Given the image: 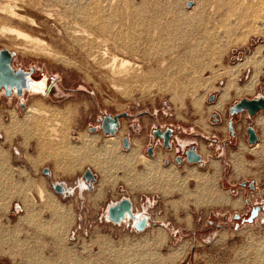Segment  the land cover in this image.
Wrapping results in <instances>:
<instances>
[{
  "label": "rangeland",
  "instance_id": "obj_1",
  "mask_svg": "<svg viewBox=\"0 0 264 264\" xmlns=\"http://www.w3.org/2000/svg\"><path fill=\"white\" fill-rule=\"evenodd\" d=\"M14 1H12L13 6H16L18 12L25 19L23 18L21 21L0 15V48L14 53L11 61L13 67H21L25 70L31 67L43 71L41 73L47 78V88L49 86L52 88L48 94L24 91L20 99L23 106L19 105L14 94L7 97L0 91V259L11 261L14 264H35V262L44 261V259L59 261L63 258L70 262H74V260L82 262L83 259L96 262L100 256L105 259L110 258L108 253H100L101 251L123 250L124 255L127 254V260L123 261L124 264H264V210L258 213L252 223L240 224L236 229L233 228L231 219L234 212L239 215L245 214L253 203L263 202L264 204V135L256 126L257 119L264 117V112H257L252 117H248L245 111L235 115L231 119L234 132L232 138H229L226 129L228 106L242 97L264 96V30L259 29L256 33L251 32L244 42L233 40V38L228 41L223 37L217 41V45H215L217 48L214 46L210 52L205 49L208 53L203 49L201 60L205 57V60L202 61L205 67L200 72L201 75L198 76H201L200 78L205 82L201 81V85L199 82V85L195 86L197 88L190 92V90L192 91L190 86L182 83L188 81L186 77L191 75L189 66H185V63L180 60L184 54L182 51L185 52L188 47L196 44L203 48L206 41L203 40V34L206 31H211L213 27V32L216 29L217 32L221 31H218L219 26H213L210 14L207 12L199 16L201 22L199 18H196L198 20L192 19L197 14V11L192 9L197 0H102L101 6L105 4L103 8L106 9L108 18L112 20L109 21L111 24H109L108 36H99L89 27H85L80 16L69 10L71 5H76L78 2L88 8L87 4L91 2L90 0ZM7 2V0H0V5L4 6ZM73 2L75 4H72ZM89 12L91 13L93 10L89 9ZM136 13L138 16L141 13L139 18H136ZM189 13L191 16L188 15ZM142 14L143 16H141ZM184 14L189 17H187V22L181 20L182 27L180 26L179 30V34L182 33L181 37L179 36L181 39L177 36L178 41L175 39L174 43L167 44V40L164 39L166 35L162 31L181 17H185ZM112 16H114V20ZM147 16H154L156 20L153 19L151 23L149 22L150 17ZM28 18L32 19L33 23H30ZM138 19L139 23L143 20L140 26L139 24L136 26ZM146 20L151 26L146 23ZM207 20L212 22H207ZM157 21L160 22L157 23ZM205 22H207L206 26ZM143 23L145 24L143 25ZM165 25L166 27H163ZM3 28L19 30L30 38L41 41L44 44L43 49L48 50L42 54L33 51V45L30 42L3 32ZM80 30L86 31V34L93 39L101 41L100 50L107 49L111 55L117 57L118 64L122 59H125L124 61L131 64L141 65L140 71L149 73L150 70L162 71L163 69L167 76L155 77L152 76V73H144V75L137 73L136 77L141 78V81L117 75L115 78L105 70L92 65L85 57L80 49V44L87 39L78 38L82 35ZM71 31H78L79 33H76L79 36L74 37L72 34L75 32ZM153 38L156 42L165 41L164 46L166 43L167 46L174 47L172 48L174 50L161 56L162 54L155 52L156 46L153 48L155 43ZM124 39L127 42L130 41L131 48L137 51L132 52L124 48L126 43ZM258 48H260V52L255 56L257 61L241 70L235 80L236 86L241 88L252 78V71L258 70L257 84L253 93L237 95L235 89L231 88L229 89V98L225 101L222 109L209 110L215 105L228 81L226 73L221 75L220 72L225 71L226 68L230 69L238 64H243L245 58L252 56L251 54ZM162 59H166V64L164 63L163 67H160L159 62ZM174 64L179 65L177 69ZM222 68L224 69L222 70ZM212 73L215 76L211 75ZM192 75L191 77H193ZM143 76L145 80H143ZM188 82L192 83L193 81ZM210 95L213 96L212 101H208ZM195 97L201 100V105L198 108L194 105ZM37 102L46 105L48 110L52 108L51 112L49 111L51 116L47 119L48 122L45 121L47 122L45 125L54 124L53 120L58 118L60 123L58 120L56 122L60 124L59 131L64 132L65 129L69 134L71 132V141L75 145L78 144L79 134L95 136L97 137L96 142L100 144L107 136L99 130L93 132L89 130V127L96 124V118L101 114L111 115L126 112L127 116L119 117V131L114 135L122 136L125 132L128 133L129 147L122 148L121 141L119 145L123 154H129L131 149L136 148L135 145L137 146L136 142H138V153L135 154L137 156L132 157L135 159L134 161L138 158L139 153L150 160H155L158 154H161L162 166L179 170L181 176L185 175L186 169L191 168L201 174L213 175L211 161L218 162L219 171L214 175L216 189L226 191L231 198L241 197L243 200L241 208L230 210L227 207L196 206L191 200L184 202L179 194L182 187V183L179 182L178 184L166 182L168 185L164 183L162 189L157 191H153L151 187V189L149 187L139 188L138 182L134 181L136 179L134 174L128 173L132 171V173H137L143 169V165L139 163L138 159L136 162H132V158L131 161L129 160L131 163H135L134 165L129 163L130 170L134 167L132 171L127 167L128 171L125 168L122 171H120L121 168H118L119 170L108 169L106 174L109 173V177L102 172L103 176L88 163L81 167H79L80 164L74 165L66 160L60 166L53 164L54 157L52 155L54 153L51 154V150L47 148L42 150L43 148L37 144V136L24 121L27 117L26 108L37 104ZM54 110L58 112L56 113ZM66 111L67 114H65ZM71 111L74 114H71ZM212 114H215L216 121H213ZM54 115L57 117L55 118ZM13 116L19 125L17 123L12 125ZM64 116L65 118L71 116V118L65 119ZM64 120L66 121L64 122ZM62 122L65 124L63 125ZM249 122L253 124L258 137L255 144H249L246 139L244 128ZM130 123L136 124L137 131L131 128ZM156 124L170 125L178 130L177 138L181 142L194 139L198 144V150L200 145H204L208 152L202 156L203 165L183 163L176 166L170 160L172 150L164 152L160 145H156L154 148V156L148 157L144 148L149 142L150 127ZM202 125L206 127L205 131L202 130ZM19 126L22 127L21 130L18 129ZM65 126L71 129L69 130ZM26 129H30V132L33 133L32 137H30V133H27L29 130ZM191 132L207 137L213 136L219 141L223 139L225 142L223 149L216 153V149L210 147L205 139L198 135L191 136ZM27 134L30 136L28 137ZM33 135L36 137L35 139ZM240 143L245 146L243 151L238 149ZM258 144L259 146L253 149ZM40 152H45V154L42 153V156ZM37 156H40V161H37ZM164 157L168 158L167 163L163 162ZM232 161L237 163H232ZM55 166L56 168H54ZM44 168L48 170L47 174L42 173ZM85 169H88L94 176V180L88 181L90 188L86 187L82 178ZM235 169L238 171L236 172ZM239 169L242 171L240 172ZM102 176L105 178L103 179ZM251 180L257 186L255 190L242 188L238 184L241 181L249 182ZM56 182L63 184L70 191L55 192L50 184ZM187 184L190 190H193V180L189 179L186 181ZM40 186L44 194V203L39 201L37 195V187ZM167 187L172 188L167 189ZM168 193L169 196L166 197ZM32 197L34 204H32ZM121 197H127L131 201L133 212L146 213L148 222L143 230H133L130 221L115 224L104 218L105 207ZM59 207L62 208H60L61 212ZM31 210L34 211L33 222L28 219V213ZM52 217L55 221H57L56 218H59L60 222L55 225L51 220ZM208 220H213L215 224L211 227L208 226ZM52 229L55 231L61 229L66 234L60 239L49 236L48 232ZM249 243L254 245L251 246L252 252H246ZM182 245L188 247L184 257L182 253L178 252Z\"/></svg>",
  "mask_w": 264,
  "mask_h": 264
},
{
  "label": "bare ground",
  "instance_id": "obj_2",
  "mask_svg": "<svg viewBox=\"0 0 264 264\" xmlns=\"http://www.w3.org/2000/svg\"><path fill=\"white\" fill-rule=\"evenodd\" d=\"M8 2L5 3L6 5H0V15H3V16H6L8 18H12V19H15V20H21L24 18L20 12H18V10L16 9V6H13L14 4H12L13 2H15L14 0H7ZM13 1V2H12ZM65 1V0H64ZM85 1V0H84ZM91 2L88 5V8L87 6H83L82 4H80L79 2L76 4V5H71V7H69V10H71L73 13H77L79 16H80V19L81 21L84 23L85 27H89L93 32L97 33L99 36H108V33L110 32V25L111 24L109 21H112L110 18H108V14L105 12L106 9L103 8V6H101L102 4V0H90ZM106 1V0H104ZM103 1V3H104ZM88 2V1H87ZM113 2V1H112ZM36 3V2H35ZM68 4V5H69ZM72 4H75V2H73ZM111 4V3H110ZM67 5V6H68ZM69 5V6H70ZM211 5V6H210ZM110 6V5H109ZM210 6V7H209ZM67 8V7H66ZM89 9H92L93 12H89ZM138 9V8H137ZM136 9V10H137ZM193 11H197V14H195L196 16L192 17V19H196V18H199V20L201 19L199 16H202V14L204 13H209L210 14V19L213 21V26H219L220 28L218 29L221 30L219 32H217V29H216V33L213 32L212 30L214 29V27L212 28L211 31H206L203 36H204V41H205V46L203 45V48L194 45V46H190L186 49L185 52L182 51L183 56L182 58L179 56V58H181L180 60L183 61V63H185V66H189V69H191V75L193 77H191V75L187 76L186 79L188 81H193L192 83H189L188 81L186 82H182V83H185L186 86H190L189 88L192 89V91L190 90V92H193L195 90V86L199 85V82H200V85H201V81L203 83V79L200 78L198 75H201V71L203 70V67H205V64L203 62L202 64V61H204L205 57L202 59V50L206 49L208 50V52H210L211 50H213V47L215 45H217V41L220 39H223L226 38L228 39H231L233 38V40H237V41H242L244 42L246 40V37L248 36V34H251L252 33H256L258 32L259 29H263L264 30V0H197L194 7L192 8ZM208 9V10H206ZM135 10V9H134ZM139 10V9H138ZM111 11V10H110ZM141 11V10H140ZM136 12V11H135ZM119 13V12H118ZM143 13V12H142ZM107 14V15H106ZM133 14V13H132ZM140 14L139 13V16L137 15L136 13V18H139L140 17ZM191 13H189L188 15H190ZM116 15V14H115ZM135 15V13H134ZM145 15V14H144ZM154 15V14H153ZM182 15V14H181ZM187 15V14H186ZM184 14L185 17H181V19H178L177 22H174L173 24L171 25H168L167 28H165L164 31H162L166 36L164 39H166L167 41V44H170V43H174L176 37L179 38V36L181 37L182 33L179 34V30H180V24H181V20H183L182 22H187V17L189 16H186ZM133 16V15H132ZM143 16V14L141 15ZM191 16V15H190ZM193 16V15H192ZM114 16H112L113 18ZM134 17V16H133ZM148 17V16H147ZM150 17V18H149ZM148 18L150 19L149 22L156 20V15L155 17L154 16H149ZM162 17V16H161ZM119 18V17H117ZM143 18V17H142ZM180 18V17H179ZM25 19V18H24ZM208 19V18H207ZM30 23H33L32 19L29 20V18L27 19ZM114 20V18H113ZM162 20V19H161ZM190 20V19H189ZM198 20V19H196ZM195 20V22H197ZM115 21H116V18H115ZM137 21V20H136ZM139 19H138V23L136 24V26L141 23H139ZM147 24L148 23V20H146ZM194 21V20H193ZM212 21H208L207 22H212ZM114 22V21H113ZM134 22V21H133ZM156 22V21H155ZM160 22V21H159ZM157 21V23H159ZM201 22V20H200ZM207 22H205V26L207 25ZM152 23V22H151ZM170 23V22H169ZM199 23V22H198ZM114 24V23H113ZM134 24V23H133ZM145 23H143L144 25ZM154 24V23H153ZM32 25V24H31ZM150 25V24H149ZM148 25V26H149ZM157 25V24H156ZM159 25V24H158ZM157 25V26H158ZM183 25V24H182ZM151 26V25H150ZM154 26V25H152ZM211 26V25H210ZM144 27V26H143ZM163 27H166L163 26ZM182 27V26H181ZM78 28V27H77ZM152 28V27H151ZM156 28V27H155ZM209 28V27H208ZM218 28V27H217ZM207 29V28H206ZM75 30V29H74ZM78 30V29H76ZM145 30V29H144ZM155 30V29H154ZM163 30V29H161ZM208 30V29H207ZM262 30V31H263ZM3 32H6V33H9L11 35H14L17 39H20V40H23L25 42H30L33 47H32V50L33 51H37L38 53H44L45 50H48V49H43L44 47V44L37 40V39H32L30 38L28 35L22 33L21 31L19 30H16V29H12V28H3L2 29ZM82 35L79 36V32L78 31H71L73 32L74 34H72L74 37H78V38H85L89 41H85L84 43H81L80 44V49L82 50L83 54L85 55V57L90 61V63L95 66H97L98 68L100 69H103L105 70V72L107 73H110V75H113L115 76L116 78V75L119 77V76H125V77H128V79H130L129 77H131L132 79L135 78L136 81L140 80L141 78H137L136 75L137 73H152L153 75L152 76H155V77H166L167 74H166V71L163 70L162 68V71H157V70H150L149 73L146 72V71H140V69L142 68L141 65H136V64H131L130 62L128 61H124L122 59V61H120V63L118 64V59L116 56H114L113 54L111 55L107 49H104L103 51L100 50L99 48V45L101 44V41H99L98 39H93L92 37H90L89 35L86 34V31L84 30H80ZM147 31V30H146ZM261 31V32H262ZM1 32V33H3ZM78 32V33H76ZM92 32V33H93ZM159 32V31H158ZM157 32V33H158ZM182 32V31H180ZM143 33V32H142ZM150 33V32H149ZM148 33V34H149ZM154 33V32H153ZM184 33V32H183ZM5 34V33H4ZM128 34V32H127ZM125 34V35H127ZM155 34V33H154ZM162 34V33H160ZM3 35V34H2ZM156 35V34H155ZM185 35V34H183ZM263 35V34H262ZM87 36V37H86ZM146 36V35H145ZM183 37V36H182ZM157 38V37H156ZM163 38V37H162ZM203 38V37H201ZM151 39V37H150ZM149 39V40H150ZM159 39V38H157ZM181 39V38H179ZM185 39V37H184ZM200 39V38H199ZM126 43H125V41ZM124 48H127L129 50H131L132 52L135 51V49L131 48V44L132 43H129L127 42L126 39H124ZM148 40V41H149ZM154 40V45H153V48L154 46H156V49L155 52H157L158 54H162L161 56L163 55H166V54H169V52H171L172 48L174 47H170V45H166L165 43V46H164V42L165 41H155V39L153 38ZM163 40V39H161ZM177 40V39H176ZM202 40V41H203ZM178 41V40H177ZM236 41V42H237ZM10 42V41H9ZM151 42V41H150ZM184 41L182 40V43ZM200 42V41H198ZM179 44L181 43L178 42ZM196 43V42H195ZM201 43V42H200ZM238 43V42H237ZM240 43V42H239ZM122 44V42H121ZM149 44V43H148ZM152 44V42H151ZM177 44V43H176ZM175 44V45H176ZM179 44H178V48H179ZM184 44V43H183ZM182 44V45H183ZM199 44V43H198ZM235 44V43H234ZM123 45V44H122ZM23 46V45H22ZM25 46V45H24ZM102 46V45H101ZM181 46V45H180ZM197 46V47H196ZM183 48V46H181ZM216 47V46H215ZM21 49V47H19ZM123 48V47H122ZM217 48V47H216ZM223 48V47H222ZM95 49H98L95 51ZM27 50V49H26ZM176 50H177V47H176ZM205 50L206 53H208L207 51ZM127 51V50H126ZM137 51V50H136ZM135 51V52H136ZM131 52V53H132ZM175 52V51H173ZM181 52V51H180ZM260 52V48H258L253 54H251L252 56L250 57H247L245 58V62L243 64H238L236 66H234L233 68H230V69H227L225 71H222L224 68H222V72L221 75H223L222 73H226L225 75H227V84L226 86L222 89V92L221 94L219 95V98L218 100H216V103L215 105L213 106V108H210L209 110L211 109H215V110H220L222 109L225 101L229 98V89H235V92L237 95H243V94H247V93H253L254 91V87L255 85L257 84V74H258V70H254L252 71L253 72V76L250 80H248L249 82H247L243 87L239 88L238 86H236V83H235V80H236V76L237 74L245 69V67H247V65L249 64H252L255 63L257 60H256V55H258ZM204 53V52H203ZM178 54V53H177ZM176 54V55H177ZM174 55V54H173ZM172 55V56H173ZM206 55V54H205ZM207 56V55H206ZM159 57V55H158ZM176 58H178L177 56H175ZM174 57V58H175ZM173 58V57H172ZM170 58V59H172ZM120 59V58H119ZM169 59V58H168ZM165 60L166 59H162L161 62H159L161 65L160 67H163L164 63H165ZM179 60V59H178ZM181 61V62H182ZM176 62V61H174ZM180 62V63H181ZM177 63V62H176ZM166 64V63H165ZM173 64V63H172ZM263 64V62H262ZM171 65V64H170ZM184 66V64H182ZM168 66V65H166ZM172 66V65H171ZM170 66V67H171ZM174 66L176 67L177 69V66L179 65H175ZM173 66V67H174ZM165 67V66H164ZM181 67V65H180ZM179 67V68H180ZM157 68V67H156ZM148 69V68H147ZM185 69V68H184ZM188 69V67H187ZM143 70V69H142ZM186 70V69H185ZM217 70V69H216ZM219 70V69H218ZM177 71V70H176ZM181 71V69H180ZM179 71V72H180ZM184 71V70H183ZM188 71V70H187ZM187 71H185L187 73ZM182 72V71H181ZM184 72V73H185ZM189 72V71H188ZM216 73H218L216 71ZM219 73V74H220ZM173 74V73H172ZM171 74V75H172ZM182 74V73H181ZM190 74V73H189ZM218 74V75H219ZM170 75V76H171ZM185 75V74H184ZM213 75V73L211 74ZM135 76V77H134ZM148 76V75H147ZM146 76V78H147ZM151 76V75H149ZM169 76V75H168ZM215 76V74L213 75ZM139 77V76H138ZM141 77V76H140ZM144 77V76H143ZM180 77V76H179ZM191 77V78H190ZM218 77V76H217ZM32 78V77H31ZM174 78V77H173ZM189 78V79H188ZM216 78V77H215ZM131 79V80H132ZM138 79V80H137ZM143 79V78H142ZM125 80V79H124ZM133 80V81H135ZM145 80V77L144 79ZM130 81V80H129ZM141 81V80H140ZM208 81V80H207ZM188 82V84H187ZM205 82V81H204ZM171 84V83H170ZM205 84V83H204ZM168 85V84H167ZM184 86V85H182ZM32 87H37L36 85H33L32 84ZM185 87V86H184ZM182 91V90H181ZM30 93V92H29ZM32 93V92H31ZM35 93V92H33ZM39 94V93H37ZM235 94V95H236ZM194 97V96H192ZM194 100V105L198 108L200 107L201 105V100H199L198 98L195 97ZM52 109V108H51ZM50 109V110H51ZM48 110V107L46 105H44L43 103H38L37 104H34V105H31V106H28L25 110V112L27 113V117L26 119H24L25 122H27V127L28 128H32L31 130L34 132V134L37 136V144L42 147L43 151H44V148H47L48 150H51V154H53L52 156L54 157L52 160L53 164L55 163V165H61V163L64 162V160L68 161V162H71V163H74V165L77 163L80 164L79 167H81L83 164H86L88 163V165L90 164L94 169H96L97 171L99 172H103L104 174H106V172H108L107 170L108 169H120V171H122V169H126L127 168L129 169V163H131L130 159L133 157V156H137L135 155L136 152H137V149H138V142H136L137 146L135 145L136 148L134 149H131V151L129 152V154H123L121 151H120V141H121V135L120 136H114L115 134H117V132L119 131V128L118 130L116 131V133H114L113 135H106L107 137L100 143L98 144L96 141H97V137L95 136H89L88 134H79V136L77 137L78 138V144L75 145L72 143L71 141V132L69 134L68 131H65L64 129V132L63 131H59V127H60V121L58 120V118L53 122H55L54 124L52 125H45V123L48 122V118L49 116H51V114H49V111ZM55 111V110H54ZM61 111V110H60ZM59 111V113H60ZM51 112V111H50ZM56 112V111H55ZM58 112V111H57ZM56 112V113H57ZM72 112V111H71ZM65 113V112H63ZM68 112L66 111L65 114H67ZM54 114V113H52ZM61 114V113H60ZM64 114V115H65ZM70 114V112H69ZM68 114V115H69ZM71 114H74L73 112ZM56 115H59V114H56ZM55 116V115H54ZM62 116V115H61ZM67 116V115H66ZM53 117V116H52ZM57 116H55L56 118ZM65 118V116H64ZM67 118H71V116L69 117H66L65 119ZM11 123L12 125L14 124H18V121L15 119V116L12 117L11 119ZM52 120V119H51ZM59 121L56 122V121ZM20 121V120H19ZM23 121V120H22ZM47 121V122H45ZM66 120H64L65 122ZM23 122V124L25 123ZM64 122L63 125L65 124ZM10 123V122H9ZM71 123V122H70ZM22 124V125H23ZM50 124V123H49ZM11 125V124H10ZM25 125V124H24ZM67 125V123H66ZM70 126V124H69ZM203 128L202 130L205 131L206 130V127L204 125H202ZM256 126L259 128V130L261 131V133L264 135V117H261V118H258L257 121H256ZM12 127V126H11ZM14 127V126H13ZM21 126H19L18 129H22V127L20 128ZM62 127V126H61ZM68 128V126H65ZM16 129V130H18ZM24 129V127H23ZM69 129V128H68ZM67 129V130H68ZM71 129V128H70ZM69 129V130H70ZM27 130V129H26ZM29 130V131H28ZM27 133H30L31 136L29 134H27V136L29 137H32V132H30V129H28ZM61 130V129H60ZM205 133V132H204ZM34 136V135H33ZM114 136V137H113ZM36 137L34 136V139ZM33 139V140H34ZM257 143V142H255ZM254 143V144H255ZM35 144V143H34ZM253 144V145H254ZM36 145V144H35ZM259 146L256 145L253 147V149H256L257 147ZM244 145L242 143L239 144V147L238 149L240 151H243L244 150ZM38 148V147H37ZM47 149H45L47 151ZM252 149V150H253ZM41 151V149H38ZM199 152L201 153L202 156H205L207 154V149L202 145L199 149ZM41 153V152H40ZM39 153V154H40ZM45 154V152H42ZM41 153V154H42ZM138 153V152H137ZM40 154V155H41ZM50 152H49V155H51ZM43 156V154H42ZM48 156V155H47ZM46 156V157H47ZM40 157V156H39ZM39 157L37 156L38 160L37 161H40L41 159H39ZM49 159H51L50 157H48ZM47 158V160L49 161V159ZM137 158V157H136ZM161 158H162V155L161 154H158V157H156L155 160H150L148 159L146 156H144L143 154H138V161L139 163H142L143 165V169L140 171V172H137V173H132L133 171V168L131 173L128 172L129 174H134L133 176H135L134 178V181H136L135 183L138 182L139 184V188H147V187H151L153 189V191H157L159 189H162V185L166 182H174V184H178L179 183H182V187L181 189L179 190V194H181V200H183L184 202H188V200H191L195 203L196 206H209V207H227L229 208L230 210H237V209H240L241 208V205L243 204L242 203V198L241 197H237V198H231L227 192L225 191H220V190H217L216 189V183H215V178H214V175L215 174H218V171H219V166H218V162H212L211 161V168H212V173L213 175H206V174H201L200 172H198L196 169H186V172H185V175L181 176L179 174V170H175L173 168H164L161 164ZM43 159V157H42ZM136 159V161H137ZM235 159V158H234ZM130 160V161H129ZM132 162H136L134 161L135 159L132 158ZM237 161V159H236ZM43 162V161H42ZM46 162V160H45ZM239 162V161H238ZM70 163V165H71ZM232 163H235V161ZM237 163V162H236ZM235 163V164H236ZM131 164H135V163H131ZM234 164V165H235ZM36 165V164H35ZM63 165V164H62ZM65 165H67L65 163ZM76 165V166H77ZM69 166V165H68ZM238 166V165H236ZM64 167V165L62 166ZM78 167V168H79ZM127 167V168H126ZM132 167V165H131ZM130 167V168H131ZM234 167V166H233ZM240 167V166H239ZM56 168V166L54 167ZM61 168V167H60ZM237 168V167H236ZM59 169V168H58ZM63 169V168H62ZM67 169V167H66ZM65 169V170H66ZM118 169V170H119ZM241 169V168H240ZM239 171L241 172L242 170ZM125 170V172H126ZM236 170V169H235ZM62 171V170H61ZM64 171V170H63ZM115 171V170H114ZM124 171V170H123ZM128 171V170H127ZM238 170H236L237 172ZM116 172V171H115ZM102 173V174H103ZM112 173V171H111ZM124 173V172H123ZM103 174V176H104ZM109 174V173H108ZM108 174H106V176H108ZM125 174V173H124ZM239 174V172H238ZM102 176V177H103ZM123 177V175H121ZM130 176V175H129ZM132 176V175H131ZM109 177V176H108ZM235 177V176H234ZM105 177H103L104 179ZM131 178V177H130ZM237 178V176H236ZM123 179V178H122ZM128 179V178H127ZM189 179H192L193 182H194V185H193V190H190L188 184L186 185V181H188ZM107 180V179H105ZM115 180V179H114ZM121 180V179H120ZM132 181V180H131ZM105 182V181H104ZM107 182V181H106ZM176 182V183H175ZM84 183V182H83ZM126 183V182H125ZM133 183V182H132ZM167 184V183H166ZM130 185V184H129ZM168 185V184H167ZM173 185V183H172ZM83 187V186H82ZM174 187V186H173ZM176 187V185H175ZM132 188V186H131ZM134 188V187H133ZM150 188V189H151ZM168 188H172V187H167ZM180 188V187H179ZM146 190V189H145ZM144 190V191H145ZM165 190V189H164ZM70 189H67L66 188V191L65 192H69ZM148 191V190H147ZM151 191V192H153ZM163 190H161V193ZM167 192V190H165ZM169 191V190H168ZM176 191V190H175ZM165 192V193H166ZM172 194V193H171ZM37 195H38V198H39V201L41 203H44V194H43V191H42V188L41 186L40 187H37ZM164 195V193H163ZM31 196V194H30ZM169 196V193L168 195H166V197ZM33 197H32V202H33ZM31 202V201H30ZM48 203V202H47ZM50 203V202H49ZM48 203V204H49ZM34 204V202L32 203ZM31 204V205H32ZM51 204V203H50ZM173 204V203H172ZM46 206V205H45ZM56 206V205H55ZM47 207V206H46ZM50 207V206H49ZM64 207V206H63ZM52 208H54L52 206ZM61 207H59L60 209ZM65 208V207H64ZM63 208V209H64ZM31 209V208H30ZM62 209V208H61ZM61 209L59 210L61 212ZM51 210V209H50ZM54 211V209H53ZM66 211V210H65ZM64 212V210H63ZM33 213L34 211L31 210L29 211L28 213V219L29 221L32 220V216H33ZM53 213V212H52ZM66 213V212H65ZM64 213V214H65ZM55 216V214H53ZM57 216V215H56ZM59 216V215H58ZM57 216V217H58ZM62 216V215H61ZM67 216V215H66ZM60 217V216H59ZM53 218V217H52ZM66 218V217H65ZM57 221L53 219L52 222L56 225V223L58 224L60 221H58L59 218H56ZM71 219V218H70ZM62 221V220H61ZM68 222V221H67ZM51 223V222H50ZM51 223V224H53ZM70 223V222H69ZM42 226V225H41ZM50 226V225H49ZM62 226V224H61ZM47 227V226H46ZM52 228V227H51ZM54 228V227H53ZM57 229V228H56ZM62 229V228H61ZM51 230L48 232V234H53L52 237H56L58 239H60L61 237H64V235L66 234L65 231L63 230ZM42 231V230H40ZM48 230L46 229V232ZM163 233V232H162ZM160 234V232H159ZM160 236V235H159ZM162 236V235H161ZM160 236V237H161ZM157 238V236H155ZM163 239V238H162ZM61 242V241H60ZM251 243L247 244L248 248L246 250V252H252V247L251 246H254V245H250ZM187 249L188 247L186 246H180V248L178 249V252L182 253L183 254V257L184 255L186 254L187 252ZM255 250V249H254ZM258 250V248H257ZM257 250H255V252H257ZM177 251V250H176ZM100 253H108L110 258H104L102 256L99 257V260H96V262L94 261H88V260H82V262H76L74 260V262H70L68 261L67 259L63 258L61 260H51V259H44V261H40V262H35V264H124V260H127V254L124 255V251L123 250H120V251H110V250H105V251H101ZM126 253V252H125ZM248 254V253H247ZM60 257V256H59ZM182 257V258H183ZM40 258V257H39ZM61 258V257H60ZM181 258V257H180ZM34 264V263H33Z\"/></svg>",
  "mask_w": 264,
  "mask_h": 264
},
{
  "label": "water",
  "instance_id": "obj_3",
  "mask_svg": "<svg viewBox=\"0 0 264 264\" xmlns=\"http://www.w3.org/2000/svg\"><path fill=\"white\" fill-rule=\"evenodd\" d=\"M189 5V4H187ZM14 53L8 51L5 48H0V91L4 96H10L14 94L20 106H23L20 101L22 94L24 91H30L35 93L44 94L46 93L47 88V78L45 75L38 80H34L31 78L30 70L26 71L21 67H13L11 64L12 57ZM36 85L37 87H32ZM213 96H208V101H212ZM242 111H245L248 117L254 116L257 112H264V96H257L254 98H245L242 97L239 100L233 102L227 108L228 115L238 114ZM127 115L126 112H122L121 114H114L112 116L106 115L103 117V121L101 123V128L104 135H113L118 130V116ZM213 120H216L215 114H212ZM227 130L230 134H233L231 120L227 121ZM245 133L247 136V142L249 144L257 141L258 137L254 130L253 124L249 123L245 128ZM121 147L127 148L128 142L126 137L121 138ZM43 174H47L48 170L44 168L42 170ZM82 178L86 184L87 188H90L89 180H94L93 174L85 169ZM239 186H247L249 189L253 188L254 182L251 180L248 183L246 181H241L238 183ZM50 186L57 193H64L66 188L61 183H51ZM264 210V204L254 205L250 208L248 216L240 219V215L234 212L231 215L232 220H239L240 223H252L253 220L257 217L260 211ZM105 215L104 218L111 223H120L130 221V226L135 231L143 230L148 222V217L144 212H133L131 201L127 197H121L115 202H110L105 207ZM238 227V223L233 225V228L236 229Z\"/></svg>",
  "mask_w": 264,
  "mask_h": 264
},
{
  "label": "flooded vegetation",
  "instance_id": "obj_4",
  "mask_svg": "<svg viewBox=\"0 0 264 264\" xmlns=\"http://www.w3.org/2000/svg\"><path fill=\"white\" fill-rule=\"evenodd\" d=\"M28 70H30L31 77L34 80L40 79L42 77V75H43L41 73L43 71L36 70V69L31 68V67L26 69V71H28ZM49 87L46 88V94H48L49 91H51L52 87H50V88ZM261 97H263V96H261ZM242 112H244V111H242ZM106 115H110V114H101V115H99L96 118V124L91 126V127H89V130L91 132L99 130V131H101L103 133L102 128H101V123L103 121V117L106 116ZM112 115H114V114H111L110 116H112ZM235 115H238V114H234V115H231V116L228 115V120H231ZM125 116H127V115H125ZM119 117L120 116L117 117V121H118L117 128H119V124H120ZM216 120H217V118H216ZM231 125H232V120H231ZM130 126H131V128L134 131H137L138 128H137L135 123H130ZM246 126H245V128H246ZM245 128H244V131H245ZM226 129H227V122H226ZM232 131H233V128H232ZM178 133H179V131L176 130L175 128L171 127L170 125H163L162 126V125L156 124V125L151 126L150 130H149V142L144 148L145 154L148 157H153L154 156V148L156 147V145H160L162 147V149L164 150V152L172 150V154H171L170 160L176 166H180L183 163H186L187 165L195 164L197 166H202L204 162H203V158H202L201 153L197 149L198 144L195 142L194 139L181 142L177 138V134ZM227 134H228L229 138H232L233 135H234V132L231 135L230 132L227 130ZM197 135L200 136L201 138L205 139L210 147L215 148L216 149L215 150L216 153H219V151L223 149V145L225 144L223 139L221 141H219L218 139H216V137H213V136L212 137H207V136H202V134H197L196 132H191V136H197ZM123 137H126V140L128 142V147H129L130 140L128 138V133L125 132V134H123L121 136V138H123ZM201 146L202 145L199 146V149H200ZM127 148H124V149H127ZM168 161H169L168 158H165V157L163 158V162L167 163ZM246 183H248V181H246ZM241 187L242 188H247L248 190H255L257 188V186H255V184H253V188L252 189H249L246 185L245 186H241ZM262 203L263 202H258L256 204L255 203L251 204L249 206L247 212L245 214H243V215H240V219L243 218V217H247L248 216L249 210H250V208L252 206L259 205V204H262ZM240 219L239 220H232V225H234L236 223H238V226L240 224H243V223H240ZM207 224H208V226L211 227V226H213V224H215V222L213 220H208Z\"/></svg>",
  "mask_w": 264,
  "mask_h": 264
},
{
  "label": "crops",
  "instance_id": "obj_5",
  "mask_svg": "<svg viewBox=\"0 0 264 264\" xmlns=\"http://www.w3.org/2000/svg\"><path fill=\"white\" fill-rule=\"evenodd\" d=\"M15 169L13 168V171H14ZM131 206H132V203H131ZM137 213V212H136ZM130 223V222H129ZM147 226V225H146ZM49 236H52L53 234H48ZM194 256V255H193ZM0 264H14L13 262H11V261H8V260H2V259H0Z\"/></svg>",
  "mask_w": 264,
  "mask_h": 264
}]
</instances>
